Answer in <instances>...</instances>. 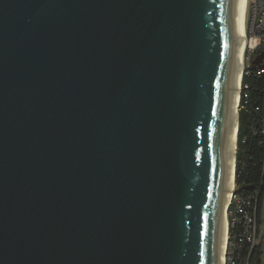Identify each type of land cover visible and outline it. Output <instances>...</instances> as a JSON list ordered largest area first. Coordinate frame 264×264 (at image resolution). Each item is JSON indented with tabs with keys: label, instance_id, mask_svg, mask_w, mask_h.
I'll return each mask as SVG.
<instances>
[{
	"label": "water",
	"instance_id": "95a60500",
	"mask_svg": "<svg viewBox=\"0 0 264 264\" xmlns=\"http://www.w3.org/2000/svg\"><path fill=\"white\" fill-rule=\"evenodd\" d=\"M234 3L0 0V264H217Z\"/></svg>",
	"mask_w": 264,
	"mask_h": 264
},
{
	"label": "trees",
	"instance_id": "16d2710c",
	"mask_svg": "<svg viewBox=\"0 0 264 264\" xmlns=\"http://www.w3.org/2000/svg\"><path fill=\"white\" fill-rule=\"evenodd\" d=\"M259 32L264 35V23ZM250 43L248 38L247 46ZM263 52L260 47L253 57L252 51L246 49L248 62L242 79L236 155V191L250 201L251 206L247 208L252 207L248 210L255 212L258 225L264 223V55L259 61H254ZM231 209H234V204ZM243 231L244 220L238 214V220L230 223V240L236 242L234 264H264V243L253 246L246 240L240 241Z\"/></svg>",
	"mask_w": 264,
	"mask_h": 264
},
{
	"label": "bare ground",
	"instance_id": "6f19581e",
	"mask_svg": "<svg viewBox=\"0 0 264 264\" xmlns=\"http://www.w3.org/2000/svg\"><path fill=\"white\" fill-rule=\"evenodd\" d=\"M249 0H235L233 10L232 34V72L229 94V124L227 132V146L229 161L227 178L225 179V192L223 195V209L221 212L218 230V260L217 264H226L227 237H229L228 209L234 202L235 175H236V150L238 131V110L242 86V76L245 68V54L247 48V14ZM231 212V207L229 213ZM229 240V238H228ZM226 253V254H225Z\"/></svg>",
	"mask_w": 264,
	"mask_h": 264
},
{
	"label": "built area",
	"instance_id": "2783aa9c",
	"mask_svg": "<svg viewBox=\"0 0 264 264\" xmlns=\"http://www.w3.org/2000/svg\"><path fill=\"white\" fill-rule=\"evenodd\" d=\"M264 23V22H263ZM263 23L260 25L262 26ZM261 28V27H260ZM260 31V29H259ZM260 35V32H259ZM261 40L259 43L258 50L261 48L264 49V35H260ZM251 51V48H248ZM257 50V51H258ZM263 71V70H262ZM234 193V202L231 203V207L234 204V209H231L230 212V223L234 224L238 220V214H241L244 220V231L240 236V241H248L252 243V245H257L258 243H264V225H258L257 218L255 212H251L248 209H252L250 201L246 198L244 199L238 192ZM236 242L234 240L229 239L228 247H227V260L226 264H234V247Z\"/></svg>",
	"mask_w": 264,
	"mask_h": 264
},
{
	"label": "rangeland",
	"instance_id": "374dc122",
	"mask_svg": "<svg viewBox=\"0 0 264 264\" xmlns=\"http://www.w3.org/2000/svg\"><path fill=\"white\" fill-rule=\"evenodd\" d=\"M247 16H248L247 17V31H248L247 35L249 36L247 37V43H248V38H249V42L251 41V43L247 46V48L249 47L251 48L252 55L254 57L256 55L255 53L258 50L259 43L261 40V37L259 35V29L261 27L260 24L264 22V0H249ZM247 62H248V58L246 57V54H245V65L247 64ZM239 100H241V96ZM238 113H239V110H238ZM237 148H238V143H237ZM235 160L237 161V157ZM236 161H235V164H236ZM235 184H236V181H235ZM235 190H236V185H235ZM230 207L228 209V215H229V221H228L229 222V237H227L228 243H229L228 238L230 239V213H229ZM262 217L264 221V203H263V208H262ZM227 247H228V244H227Z\"/></svg>",
	"mask_w": 264,
	"mask_h": 264
}]
</instances>
